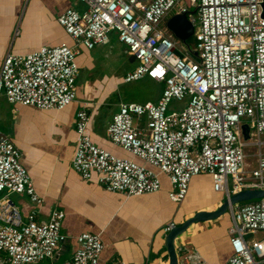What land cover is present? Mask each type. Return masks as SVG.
<instances>
[{"label": "built area", "instance_id": "built-area-1", "mask_svg": "<svg viewBox=\"0 0 264 264\" xmlns=\"http://www.w3.org/2000/svg\"><path fill=\"white\" fill-rule=\"evenodd\" d=\"M75 1L84 12L67 10L57 18L75 47L8 54L0 67V99L41 112L62 111L76 101L77 48L104 46L115 32L136 63L124 82L163 84L154 104L120 103L105 130L110 145L142 164L93 145L86 132L89 115L78 110L72 171L85 181L95 173L106 191L127 197L159 192L163 174L171 186L168 198L176 204L200 174L211 177L213 191L227 199L242 190L263 191L264 153L251 156L253 168L246 151L264 148L259 140L264 135V0ZM173 10L193 25L194 51L162 27ZM172 100L186 105L170 110ZM21 158V151L0 133V264L53 260L66 241L60 210L38 222L35 212L24 217L11 201L12 195L26 194L34 205L42 204ZM229 212L231 255L217 264H264V199L234 205ZM174 227L169 224L166 232ZM257 234L262 239L253 238ZM73 240L77 248L63 264H99V235L84 233ZM180 251L183 264H209L185 246Z\"/></svg>", "mask_w": 264, "mask_h": 264}, {"label": "crops", "instance_id": "crops-1", "mask_svg": "<svg viewBox=\"0 0 264 264\" xmlns=\"http://www.w3.org/2000/svg\"><path fill=\"white\" fill-rule=\"evenodd\" d=\"M84 8L75 0H0V67L8 54L29 55L42 48L59 45L75 47L60 28L57 18L67 10L82 13ZM91 50L81 46L77 48V75L79 69L89 65ZM124 55L134 62L125 46ZM158 83L161 84V93L163 84ZM160 93L151 104L158 100ZM94 96L92 94L90 99H86L82 89L76 86L75 103L62 111L53 112L12 106L0 100V133L21 151L22 166L42 198V204L38 206L31 203L26 194L17 195V201H11L24 217L35 212L38 222L48 221L52 211L60 210L63 213L61 234L66 241L59 247L53 263L59 260L60 255L66 256L60 264L71 259L77 248L73 240L75 236L95 233L103 245L99 264H168L164 247L168 225L173 223L177 226L200 210L212 211L225 197L213 191L211 177L205 174L194 176L185 199L177 204L168 198L171 186L163 174L158 177L161 180L159 192L138 197L106 191L98 184L95 173H91L88 181L80 179L71 169L78 110L89 115L86 132L93 145L115 157L142 164L107 141L105 130L111 121L103 118L94 122V109L100 105L95 103ZM120 103L115 104L116 110ZM140 126H144V123H140ZM253 152L264 153V148ZM249 162L255 168L254 160ZM230 226V212L226 218L192 225L175 240L179 264H183L180 251L183 246L209 264L226 262L231 255Z\"/></svg>", "mask_w": 264, "mask_h": 264}, {"label": "rangeland", "instance_id": "rangeland-1", "mask_svg": "<svg viewBox=\"0 0 264 264\" xmlns=\"http://www.w3.org/2000/svg\"><path fill=\"white\" fill-rule=\"evenodd\" d=\"M175 14L176 11L173 10L162 23V27L166 28V21ZM194 14L196 15V13ZM196 27L197 25L195 24L194 30H196ZM168 34L174 37L170 31ZM192 38L193 37L191 36V39ZM107 41L106 45L98 46L89 51L91 61H89V65H84L83 68L78 70V78L76 80V86L77 88L82 89L84 97L90 99V95L93 94L95 95V103L100 104L94 109V122L97 120L100 121V119L103 118L112 122L113 115L117 114L115 104H117L118 101L134 104H144L146 102L153 103L157 99L161 87V84L158 82L155 83L149 79H143L131 84L123 83L122 80L125 73L132 72L135 68V63L130 62V60L124 55V46L116 41L115 32H112L109 35V40ZM181 45L185 48L189 47L191 51H194L195 41L192 39L189 43L187 40L186 43L181 42ZM0 100L4 101L5 99L1 98ZM185 105L186 101L172 100L168 109L179 111L182 110ZM95 125L98 124L95 123ZM93 128H95V126H93ZM256 140V138L251 137L249 141L256 142ZM259 140L264 141V135H262ZM253 149L256 150L258 148L252 147V149H247L249 156L253 155ZM247 160H252V157H249ZM18 196L12 195L11 200L17 201ZM228 215L229 212L222 217L226 218ZM253 237L261 239L262 235L257 234ZM64 259H66V256L60 255L59 260L55 263H53V260H46L38 264H60Z\"/></svg>", "mask_w": 264, "mask_h": 264}, {"label": "water", "instance_id": "water-1", "mask_svg": "<svg viewBox=\"0 0 264 264\" xmlns=\"http://www.w3.org/2000/svg\"><path fill=\"white\" fill-rule=\"evenodd\" d=\"M264 7V3H263ZM264 17V13H263ZM166 28L172 33V35L186 43L187 40L193 34V25L184 15H173L166 22ZM197 53L193 52V56ZM244 139L246 140V128H242ZM264 190H242L237 193H232L229 198H225L216 209L212 211L200 210L194 213L192 217L185 220L183 223L175 226L173 229L167 231L164 236V247L166 248L168 255V264H179V258L177 254V249L175 247V240L184 234L192 225L195 223H204L213 220H217L227 212L234 205L240 203H246L251 201L263 200ZM63 246V245H62Z\"/></svg>", "mask_w": 264, "mask_h": 264}, {"label": "trees", "instance_id": "trees-1", "mask_svg": "<svg viewBox=\"0 0 264 264\" xmlns=\"http://www.w3.org/2000/svg\"><path fill=\"white\" fill-rule=\"evenodd\" d=\"M192 39H193V38H192ZM192 39H191V37H190V39H188L189 43H190V41H191ZM193 41H195V39H193Z\"/></svg>", "mask_w": 264, "mask_h": 264}]
</instances>
